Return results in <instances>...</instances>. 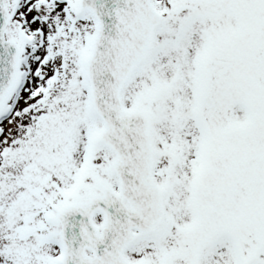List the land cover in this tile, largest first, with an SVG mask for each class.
<instances>
[{
	"label": "snow or ice",
	"instance_id": "1",
	"mask_svg": "<svg viewBox=\"0 0 264 264\" xmlns=\"http://www.w3.org/2000/svg\"><path fill=\"white\" fill-rule=\"evenodd\" d=\"M0 264H264V0H0Z\"/></svg>",
	"mask_w": 264,
	"mask_h": 264
}]
</instances>
